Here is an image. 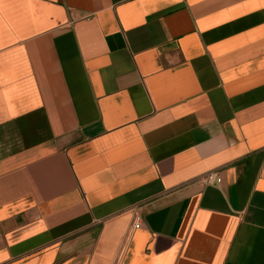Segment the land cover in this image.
I'll list each match as a JSON object with an SVG mask.
<instances>
[{
	"label": "crops",
	"instance_id": "crops-1",
	"mask_svg": "<svg viewBox=\"0 0 264 264\" xmlns=\"http://www.w3.org/2000/svg\"><path fill=\"white\" fill-rule=\"evenodd\" d=\"M0 264H264V0H0Z\"/></svg>",
	"mask_w": 264,
	"mask_h": 264
},
{
	"label": "built area",
	"instance_id": "built-area-1",
	"mask_svg": "<svg viewBox=\"0 0 264 264\" xmlns=\"http://www.w3.org/2000/svg\"><path fill=\"white\" fill-rule=\"evenodd\" d=\"M215 178H216V173H214V172L209 173L205 177V182H207L208 184H212V183H214ZM141 225H142V219H141V217H137V220H136L135 225H134V229H139L141 227Z\"/></svg>",
	"mask_w": 264,
	"mask_h": 264
}]
</instances>
